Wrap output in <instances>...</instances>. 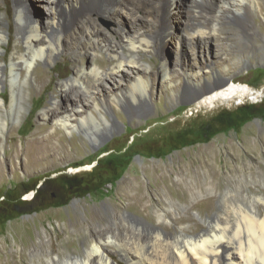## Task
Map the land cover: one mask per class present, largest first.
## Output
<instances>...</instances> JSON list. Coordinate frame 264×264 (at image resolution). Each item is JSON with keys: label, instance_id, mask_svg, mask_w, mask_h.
<instances>
[{"label": "bare ground", "instance_id": "1", "mask_svg": "<svg viewBox=\"0 0 264 264\" xmlns=\"http://www.w3.org/2000/svg\"><path fill=\"white\" fill-rule=\"evenodd\" d=\"M44 1L47 4L42 5L43 21L39 12L36 17L27 9V0H12L11 37L3 27L5 13L0 12V49L9 52L7 58V54L0 57V89H8L6 96L0 91V136H4L8 118L12 123L20 119L32 85L42 81V77H37V65L49 64L63 52L74 57L70 75L55 85V94L39 110L40 120L50 125L49 130L38 132L31 140L37 145L24 155L23 173H27L32 159H49L55 166L54 156H68L60 135L77 132L96 143L122 126L118 111L139 117L150 110L156 95H164L173 104L204 95L197 102L216 106L218 98L222 104L234 96L253 93L248 86L225 85L232 64L245 65L250 56L264 61V44H255L264 39V31L255 21L261 17L264 24L262 0H190V9L179 23L177 35L181 49L202 56H197V62L196 55L187 56V51L182 50L178 68H170L163 60L156 72L153 61L146 60L145 55L156 51L159 43H166L177 0ZM120 12H128L133 21L141 22L132 24L131 30L120 28ZM142 15L153 16L155 32L142 21ZM99 16L118 24L113 34L102 31L96 22ZM229 23L237 24L243 35L223 34V26ZM235 37H242L245 42L237 44ZM212 42L225 49L212 51ZM159 54L162 56V51ZM86 55L95 62L88 66L77 63L80 56ZM211 79L214 82H209ZM157 84L158 94L154 90ZM222 86L225 88L220 89ZM252 139L254 155L249 159L234 147L237 157L227 168L216 172H176V188L168 184L172 176L168 174L167 178L163 171V192L168 202L152 203L138 175H131L134 180L129 181L136 186L127 196L126 215L110 204V212L106 211L109 225L98 224L91 229L83 237V250L69 253L70 256L47 251L52 243L48 233L35 234L38 249L29 253L32 264H119L118 259L126 264H264V153L260 149L264 131ZM78 148L70 146V150ZM0 149L3 157L2 144ZM11 165L12 172L18 169L13 166L15 162ZM3 178L0 166V180ZM214 179L224 182V186L212 184ZM206 194H211L205 199L207 204L213 202L214 196L218 199L216 209L205 216L192 214V199Z\"/></svg>", "mask_w": 264, "mask_h": 264}, {"label": "rangeland", "instance_id": "2", "mask_svg": "<svg viewBox=\"0 0 264 264\" xmlns=\"http://www.w3.org/2000/svg\"><path fill=\"white\" fill-rule=\"evenodd\" d=\"M190 3V0H177L178 11L170 16L172 29L166 43H159L156 51L145 55L146 60L153 61L154 72L163 60L170 68H178L182 50L187 51V56L196 55L199 62L197 56L200 53L181 49L177 35L182 19L190 9ZM43 4L47 2L27 0L26 5L35 15L40 13L38 17L44 21ZM262 6L264 7V0ZM0 12L5 13L3 27L11 37L12 0H3V3L0 0ZM142 16L145 18L142 21L154 31L153 16ZM99 17L96 22L102 31L113 34L118 24L110 18ZM118 19L120 28L126 30H131L132 24L141 22L133 21L128 12H120ZM255 21L264 31L261 17H256ZM237 32L243 35L234 23L225 24L222 28L223 34L237 35ZM235 41L240 44L244 43L245 39L235 37ZM255 44L261 46L264 39ZM12 46L13 42L11 48ZM211 49L223 51L225 47L212 42ZM159 51H162V56ZM4 54H7L4 56L7 58L9 52L4 53V50L0 49V57ZM102 56L108 59L106 53H102ZM72 59L73 54L63 52L51 63L40 62L37 65V77H42V81L37 80V83L32 85V94L26 97L25 109L21 112L20 119L12 123L8 118V127L4 136H0V147L2 144L5 149L4 156H0V166L4 172V178L0 180V264H32L29 253L38 249L35 234L40 233L39 235L43 236V232L48 233V237L52 239L47 251L51 249L60 256L80 252L83 250L85 234L98 224H102V227L109 225L107 213L110 210L107 207L110 204L122 215L127 214V196L136 186L134 181L130 183L134 180L131 175H138L148 189L152 203L168 202L163 192L166 183L162 180L163 171L167 178L168 174L172 176V181H168V184L176 188V172H216L220 168L225 169L237 157L234 147H237L240 155L245 158L253 156L252 138L260 137L264 131V115L253 117L255 112L264 111V61L250 56V61L245 65L232 64L225 87L230 84L248 86L252 94L234 96L222 104L218 98L216 106L197 102L198 98L204 95L191 97L176 104L170 103L164 95H156L150 110L139 117L127 116L123 111L117 110V117L122 126L105 134L96 143L85 140L82 134L77 132L72 136L60 135L63 145L68 148V156H54L55 166L49 159L41 162H34L32 159L27 173H23L21 163L25 164L24 155L27 150L31 151L37 145L31 140L38 132L49 130L50 125H44L40 120L39 110L55 94V85L70 75ZM94 60L96 59L92 56H80L77 63L88 66L95 62ZM154 90H158V94L160 84L155 85ZM0 91L1 95H8L7 87ZM242 118L246 121L238 126V121ZM230 125H233V128L227 129ZM212 131H216V134L206 140L205 135ZM182 142L187 144L175 145ZM71 144L79 147L78 150H70ZM174 146L176 149L170 151ZM260 149L264 153L263 144ZM11 162H15L13 166L18 167L14 172ZM22 169L25 170L23 167ZM212 184L224 186V182L215 179ZM210 197L211 194H206L192 199L195 206L190 208V212L195 215L199 212V215L203 216L211 213L218 206V199L214 196L212 203H205V199ZM139 207L141 208V204H138L137 208ZM118 263L126 264L119 259Z\"/></svg>", "mask_w": 264, "mask_h": 264}, {"label": "trees", "instance_id": "3", "mask_svg": "<svg viewBox=\"0 0 264 264\" xmlns=\"http://www.w3.org/2000/svg\"><path fill=\"white\" fill-rule=\"evenodd\" d=\"M263 101H264V99L262 100V102ZM263 115H264V111H259V112H255V115H253V117H255V116H263ZM245 121H246L245 118H242L241 120H239L238 121V126H241ZM230 128H233V125L228 126L227 129H230ZM214 134H216V131H212L210 133H207L205 135V139L206 140L210 139ZM184 144H187V142H182L181 144L179 143V144H175V145L176 146H179V145H184ZM176 146H174L173 148H171L170 151H173L174 149H176Z\"/></svg>", "mask_w": 264, "mask_h": 264}, {"label": "water", "instance_id": "4", "mask_svg": "<svg viewBox=\"0 0 264 264\" xmlns=\"http://www.w3.org/2000/svg\"><path fill=\"white\" fill-rule=\"evenodd\" d=\"M183 104H185V103L183 102Z\"/></svg>", "mask_w": 264, "mask_h": 264}]
</instances>
